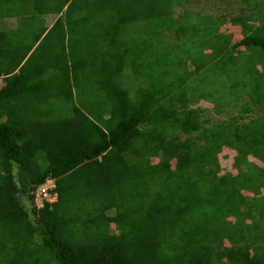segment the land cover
I'll return each mask as SVG.
<instances>
[{
    "label": "trees",
    "instance_id": "trees-1",
    "mask_svg": "<svg viewBox=\"0 0 264 264\" xmlns=\"http://www.w3.org/2000/svg\"><path fill=\"white\" fill-rule=\"evenodd\" d=\"M196 1L0 0V264H264V0Z\"/></svg>",
    "mask_w": 264,
    "mask_h": 264
},
{
    "label": "rangeland",
    "instance_id": "rangeland-1",
    "mask_svg": "<svg viewBox=\"0 0 264 264\" xmlns=\"http://www.w3.org/2000/svg\"><path fill=\"white\" fill-rule=\"evenodd\" d=\"M253 0L247 5L245 2L242 3V0H197L194 3L183 5L180 7H176L173 9L172 16L179 17L180 15L185 14L186 12H196L199 16H205L209 15L212 18H224V24L221 25L219 28V32L232 35L233 42H238L241 37V28L240 26L235 25L232 23V18L235 17H244V16H250L253 14L254 20H252V23L255 25H259L258 19V12L254 10V4ZM57 16L55 15H48L46 16V25L51 26L53 22L55 21ZM6 24L10 27H17L18 26V20L15 18L9 19L6 21ZM207 53H209V50H207ZM212 61L209 60L208 64H210ZM189 68H193L191 64H187ZM196 106L201 107L204 109V114L206 117L212 118L213 121H228L230 118V115L227 113L218 114L214 111L213 103L205 100H200L196 103ZM258 115V113H257ZM54 186V184L52 185ZM40 198V197H39ZM38 198V199H39ZM49 200H54L53 196L48 197ZM42 199H39V204H41Z\"/></svg>",
    "mask_w": 264,
    "mask_h": 264
},
{
    "label": "built area",
    "instance_id": "built-area-1",
    "mask_svg": "<svg viewBox=\"0 0 264 264\" xmlns=\"http://www.w3.org/2000/svg\"><path fill=\"white\" fill-rule=\"evenodd\" d=\"M37 195L39 197H47L49 196L48 187H42L38 190ZM51 200V199H50Z\"/></svg>",
    "mask_w": 264,
    "mask_h": 264
},
{
    "label": "clouds",
    "instance_id": "clouds-1",
    "mask_svg": "<svg viewBox=\"0 0 264 264\" xmlns=\"http://www.w3.org/2000/svg\"><path fill=\"white\" fill-rule=\"evenodd\" d=\"M54 184V181H49V183H47L44 187H48V188H52L54 186H52ZM50 197V193H49V196H47V198Z\"/></svg>",
    "mask_w": 264,
    "mask_h": 264
}]
</instances>
